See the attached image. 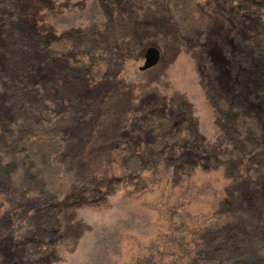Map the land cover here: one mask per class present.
<instances>
[{
  "label": "rangeland",
  "instance_id": "374dc122",
  "mask_svg": "<svg viewBox=\"0 0 264 264\" xmlns=\"http://www.w3.org/2000/svg\"><path fill=\"white\" fill-rule=\"evenodd\" d=\"M197 1L214 19L204 43L178 34L166 0H16L22 26L39 37L102 39L80 80L56 60L19 82L35 98L36 85L52 76L59 110L71 113L76 136H83L81 159L97 184L71 195L45 241L10 211L11 230L0 228V264H194L185 240L172 232L175 213L195 227L217 211L259 203L264 179L254 183L247 171L264 163V145L238 155L209 90L248 101L264 120V93L255 90L264 69L237 46L242 21L261 20L264 0ZM150 47L159 62L141 71ZM63 85L77 88L78 102L62 97ZM154 112L172 118L179 139L151 155L141 177L130 178L129 145L142 155L149 142L131 122ZM112 182L121 187L114 196L106 193Z\"/></svg>",
  "mask_w": 264,
  "mask_h": 264
},
{
  "label": "trees",
  "instance_id": "16d2710c",
  "mask_svg": "<svg viewBox=\"0 0 264 264\" xmlns=\"http://www.w3.org/2000/svg\"><path fill=\"white\" fill-rule=\"evenodd\" d=\"M166 7L181 37L188 42L207 40L214 19L197 0H166ZM101 43L97 33L39 37L22 26L16 0H0V209L9 210L0 216L4 232L11 230L10 211H15L21 223L31 225L33 235L48 240L55 233L60 208L71 195L96 186L81 159L83 136H76L71 113L59 110L61 96L52 92V76L36 85L35 98H28L19 82L56 60L63 64L67 77L80 80L91 68ZM237 46L243 57L264 69V13L261 20L242 21ZM76 90L71 85L60 88L62 97L73 103L78 102ZM255 90L264 93V79ZM209 91L217 120L226 127L224 136L237 146L238 155H252L260 149L264 120L257 108L242 98L230 100L213 88ZM253 97L249 95L250 100ZM131 124L149 139L142 155L134 145L128 147L124 167L130 178H137L145 172V161L176 144L180 133L171 117L156 112ZM247 173L254 183L264 179V163ZM120 189L112 182L106 193L114 196ZM174 219L172 232L185 240L194 264H264V192L258 204L225 208L195 227L181 213H175Z\"/></svg>",
  "mask_w": 264,
  "mask_h": 264
},
{
  "label": "water",
  "instance_id": "95a60500",
  "mask_svg": "<svg viewBox=\"0 0 264 264\" xmlns=\"http://www.w3.org/2000/svg\"><path fill=\"white\" fill-rule=\"evenodd\" d=\"M159 59L160 52L158 51V49L154 47L146 49L144 53V62L143 65L140 67V70L144 71L154 67L159 62Z\"/></svg>",
  "mask_w": 264,
  "mask_h": 264
}]
</instances>
